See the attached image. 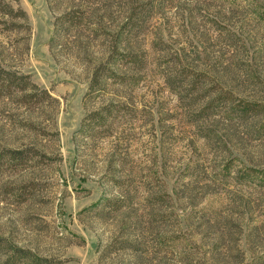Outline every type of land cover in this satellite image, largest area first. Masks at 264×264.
<instances>
[{"label": "rangeland", "instance_id": "rangeland-1", "mask_svg": "<svg viewBox=\"0 0 264 264\" xmlns=\"http://www.w3.org/2000/svg\"><path fill=\"white\" fill-rule=\"evenodd\" d=\"M5 1L27 18L0 13V64L50 97L0 96V151L39 153L0 160V239L63 264H264V186L241 176L264 170V115L199 118L168 82L190 67L264 104V0H99L68 31L75 0ZM114 47L141 66L91 91Z\"/></svg>", "mask_w": 264, "mask_h": 264}, {"label": "trees", "instance_id": "trees-1", "mask_svg": "<svg viewBox=\"0 0 264 264\" xmlns=\"http://www.w3.org/2000/svg\"><path fill=\"white\" fill-rule=\"evenodd\" d=\"M79 3L78 6L63 13L57 17L55 25H59L61 30H70L78 28L87 20L88 8L99 0H75ZM0 13L13 18L20 17L27 18L25 11L21 9H14L9 2L0 0ZM142 61L135 55H126L123 52L116 50V47L111 49L107 60L99 63L93 69L89 88L91 91L103 88L106 81H113L116 83L124 82V75L115 72L113 67L128 65L131 69H138ZM113 66V67H112ZM120 66V67H121ZM179 79L180 82H177ZM170 86L178 87L179 84L187 82L189 86L190 95L196 102L202 101V108L198 111V117L202 118L210 114L223 113L224 117L230 122H246L264 115V104L257 100H249L237 97L228 89L225 90L222 85L217 83L210 75L203 71H198L187 67L184 69L182 75L178 78L168 79ZM8 95L9 97L17 96L22 102H41L50 97L45 89H39L33 83L28 75L20 74L10 69L3 68L0 64V96ZM117 106L105 105L101 110L91 112L83 119V125L90 128H106L107 120L112 115L113 110ZM258 132L264 135V125L257 128ZM39 154L34 149H10L6 148L0 151V160L7 159L11 162H27L28 159ZM241 176L244 179L251 177H260V186H264V170L260 171L254 168H249L243 171ZM126 248H132L133 245L129 241H124ZM4 250V251H3ZM8 254L6 264H63L60 261H55L47 257H40L33 255L30 251L7 244L5 240L0 239V254Z\"/></svg>", "mask_w": 264, "mask_h": 264}]
</instances>
